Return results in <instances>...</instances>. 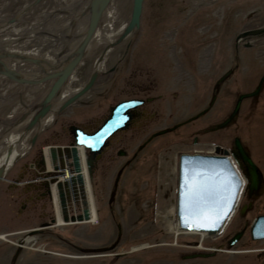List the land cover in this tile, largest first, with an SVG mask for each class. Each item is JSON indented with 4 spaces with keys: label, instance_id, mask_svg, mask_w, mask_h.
Masks as SVG:
<instances>
[{
    "label": "rangeland",
    "instance_id": "1",
    "mask_svg": "<svg viewBox=\"0 0 264 264\" xmlns=\"http://www.w3.org/2000/svg\"><path fill=\"white\" fill-rule=\"evenodd\" d=\"M44 1L34 11L27 10L16 28L49 26L51 30H38L43 37L62 27L86 33L88 24L84 19L77 20L78 7L76 12H71L78 0ZM15 2L24 5L26 0H0L4 19L13 17L11 14L18 7H12ZM108 10L111 18L105 16L99 21L98 33L107 32V23L109 26L111 21V28L117 31L112 37H117L118 42L110 46L106 40L90 46L83 60L69 73L72 76L61 83L53 97L44 95L53 79L41 86L13 81L2 76L9 63L0 65L3 71L0 98L91 99L87 104L67 109L57 124L46 127L32 151L15 162L9 177H15L22 164L33 161L42 145H64L71 141L63 128L72 120L94 125L120 99L156 98L149 105L153 115L139 120L140 124L136 122L135 130H126L117 137L124 138L122 146L135 155L122 170L115 191L122 159L104 167L92 183L97 220L63 223L39 234L28 244L33 250L25 249L18 264H45L50 260L53 264H221L220 260L226 264H264V256H258L264 240L253 243L248 233L237 245H244V253L219 252L217 257L203 261L183 259L195 250L196 243L202 242L207 249L213 242L221 241L223 233L214 239L186 233L176 238L170 231L171 218L167 214L175 204L174 184L180 153L211 148L202 144L192 148L189 135L195 138L202 125L221 118L233 98H257L251 92L264 74V37H255L250 44L248 39L256 28H264V0H144L135 21L133 0H113ZM17 45L21 51L23 48ZM262 86L261 105L264 104ZM210 98L217 100L209 115L198 117L194 123L187 122L204 109ZM248 108L251 106L246 104L238 120L241 131L234 135L242 138L264 171V144H261L263 148L260 145L264 112L263 109L260 113L247 111ZM214 136H199V140L203 143ZM16 193L7 191L6 185L0 183V234L14 241L24 229L29 231L50 224L55 213L54 202L52 205L50 200H45L37 201L27 208L30 212L19 215L20 196ZM258 206L250 214L264 213ZM173 218L176 221L175 214ZM5 241L0 239V264H8L14 250ZM41 246L52 254L34 250ZM91 249L100 251L87 253Z\"/></svg>",
    "mask_w": 264,
    "mask_h": 264
},
{
    "label": "bare ground",
    "instance_id": "2",
    "mask_svg": "<svg viewBox=\"0 0 264 264\" xmlns=\"http://www.w3.org/2000/svg\"><path fill=\"white\" fill-rule=\"evenodd\" d=\"M12 1V0H11ZM113 0H78V2H75L74 9L71 10V12H76L77 7H78V12L79 15L77 16V20H83L86 22L87 25V31L86 33L84 32H76L72 31L68 27H62L58 30L47 32L45 36H40L38 33V30H51L49 26H43L40 25L38 28L36 27H19L17 29L16 25L19 24L21 17L27 10L29 11H34L35 8L37 7L38 3H45L43 0H26V3L23 5H19V2H15L12 7H16L18 5L17 10L11 14L13 17L9 19H4L2 10L0 11V65L9 63V69L6 70V73H3V71L0 70V73H3L7 78H10L13 81H19V82H25V83H30L36 86H41L42 84H45L48 80H54L52 82L50 89L47 90V94L45 93L44 95H49L53 93V85L55 88V92H57V88L62 83L63 81L67 80V78H70L72 75H69L71 70L75 67V65L79 62L82 61L81 58L86 56V52H88L89 47L92 48L93 45L100 44L101 42H108V45H114L118 42L119 39H113L112 35L117 32L114 31L113 28H111V21L108 26L107 23V32L106 31H101V34L98 33V28H99V21L103 19V17L107 16L108 19L111 18V11H107L108 5L112 3ZM144 0H133V7H142ZM7 4V3H6ZM85 4V5H84ZM23 7V9H22ZM141 10V9H140ZM75 16V15H74ZM74 16H71L74 18ZM54 21L57 22V18H54ZM53 22V19H52ZM83 22V23H84ZM51 23V21L49 22ZM48 23V24H49ZM82 23V24H83ZM48 27V28H45ZM100 29V28H99ZM91 30V31H90ZM253 29H251L252 32ZM32 31V32H29ZM128 32H132L131 30L129 31L127 28ZM253 35H251L248 39V43H252L256 38L264 37V29L263 28H256L255 31H253ZM41 33V31H40ZM84 33V34H82ZM95 33V34H94ZM248 33V32H247ZM259 33V34H258ZM128 36V35H126ZM95 39V40H94ZM17 43L22 47L23 49L18 48L19 46ZM92 44V45H91ZM248 46V45H247ZM24 48H26L24 51ZM23 51V52H22ZM37 69V70H36ZM262 75V74H261ZM6 78V79H7ZM264 76H261L260 79L257 81V87L255 86V90L251 92V94L257 96V94L261 93V85L264 84ZM28 81V82H27ZM37 81V82H35ZM35 82V83H34ZM59 84V85H58ZM43 95V96H44ZM261 95V94H260ZM45 98V97H44ZM65 98H59V101L56 103H53V99L49 100L46 103V107L42 111L44 114L39 115L38 111L35 110V103H29L21 98H0V113L2 117L0 116V181H7L6 179V173L9 169H11L14 165V158L17 155H23L28 149L26 145V138H28L31 135V131L29 130L33 125L32 133L33 131L38 128L44 130L46 127L50 126L53 124V119L58 118L60 115L64 116V112L67 109V105L65 106L61 105L63 104ZM234 98L235 101H238L237 104L240 107H244L246 104L250 105L251 108L250 110H256V104L252 98ZM36 100H38L36 98ZM239 108V111L233 110V114L237 115V113L242 112L241 109ZM55 110L54 115L52 114V110ZM141 111V110H140ZM145 112L147 111L146 109L144 110ZM139 113V111L136 113V121L141 123L139 120H143L142 117L145 116V112ZM232 111V110H231ZM148 112V111H147ZM135 118V117H134ZM72 125H66L65 131L70 133L72 136L73 140V131H72ZM14 128V133L10 132L11 129ZM126 128H124L121 131H125ZM37 130V129H36ZM127 130V129H126ZM25 132L27 133L25 135ZM28 135V136H27ZM5 136V137H4ZM115 136V133L112 134L105 142L107 144L110 143V141L113 139ZM20 137V138H19ZM101 138L103 139L102 135ZM76 139V137H75ZM86 139H80L74 140L73 142L69 141L67 144H64L63 146H67L68 150H64V153L69 154L67 158L71 157L73 154V151L80 156V161H81V171L83 173V178L84 181H81L79 183V186L83 184V195L85 196V200L87 202V208L89 209L90 212V222H94L97 220L98 217V211L95 207V202H94V197H93V191H92V179L93 177L90 176L89 171L92 172V169L90 168V163H87V166L84 164V152H86V147H83L84 141ZM260 141H262L264 144V135L260 137ZM241 143L242 138H241ZM4 145V146H3ZM61 145V144H59ZM62 146V145H61ZM107 146V145H106ZM244 148V143L242 145ZM215 148V147H214ZM247 151V150H246ZM88 155L92 156L93 160L97 159L99 155L95 154V151L93 149L88 150ZM44 157L46 165L45 169L40 167L38 171H33L23 168L22 173L26 176L27 174L33 172L32 175L34 176L33 178H29L27 180H24L25 178L20 175V177L17 180H14V184H10V188L12 191H21L24 192V188L27 186L29 187L30 185L40 183L39 179L43 178V180H48L49 182L46 183L48 187L50 186V180H51V175H52V167L53 165L49 163L48 158V149L44 151ZM190 163V166H194L195 164H191V160H188ZM241 167L243 168L244 172L249 175V177L252 179V173L254 175H259V178L262 177V174L259 171H257L256 165L258 163L254 160L251 164L246 161V164H240ZM189 167V166H188ZM189 167V168H191ZM195 175V171L189 169V174ZM195 173V174H194ZM53 174L57 175L60 181L65 182L63 184L64 189L67 191V195L70 194L71 192V198L75 197L74 193L72 192V184L70 183V178L72 176H75L74 169L71 167L70 163L65 161V166L64 168H56V170H53ZM42 175L46 177H41ZM5 176V177H4ZM92 178V179H91ZM118 178V176H117ZM67 181V183H66ZM195 183L192 184H197L199 183L201 185V181L198 179L197 176H195V179L193 180ZM208 182V180H205ZM223 179H221V182ZM31 182V183H30ZM206 182H202V186L206 184ZM220 182V181H219ZM247 182V181H246ZM3 183V182H2ZM41 184V183H40ZM256 184V182H255ZM219 185V183H218ZM20 187L22 189H17L16 187ZM45 186V187H47ZM248 188L251 186V184L246 185ZM53 187V197L56 203V214L58 215L60 219V211H59V197L57 193L54 190ZM260 192H263L264 190V185L261 184L259 187ZM69 192V193H68ZM16 193V194H17ZM76 194H80L75 192ZM257 192H254L253 194H256ZM174 200V198H173ZM176 201H178L177 198H175ZM264 204V197H262L261 200ZM260 200L255 201V205L251 204V208L255 210L256 205ZM19 204V201H18ZM19 209H21V203L18 205ZM23 207V206H22ZM249 208V207H248ZM247 207H243L241 209V214H244L247 210L250 212L252 209H248ZM192 209H195L193 207ZM175 207L173 205L172 210L168 212V218H173V213L175 212ZM196 211H199V209H196ZM26 211L23 210L21 212H18L19 215L23 216V214ZM187 217V214H186ZM251 218V219H250ZM174 219V218H173ZM169 224L170 231L178 238V235L181 233H186V234H199L202 238L206 237L207 234L204 231H197L196 233L193 232H188V231H182L179 228V225L175 221H171ZM236 220H233L235 222ZM260 218H257L255 220L254 215L251 213L249 215V220H247V223L242 225L241 223V228L247 230L245 231L250 232L255 228V225L260 224ZM233 229L231 230V234L227 238L221 239V243H224L222 248L224 252H229V253H235L236 251L239 252H245L246 249L243 248V246L238 245L239 240H242L243 238L237 239V235L244 234L245 232L238 226V224H232ZM195 228L197 226H194ZM224 227V226H223ZM223 227L220 228V231L224 229ZM20 239L29 242L32 238L29 237L31 234H29V231H26L24 229L20 233ZM28 235V236H26ZM33 235V234H32ZM23 236V238H22ZM2 239H7V236L5 235H0ZM230 239V240H229ZM229 240V241H228ZM178 241L176 240V246H178ZM234 245V246H233ZM203 244L202 242H198L197 245L194 246L195 249H203ZM218 245H211L206 249L207 252H212L214 249H218ZM229 249H228V248ZM238 248V249H235ZM221 264H226L223 263V260H220ZM230 263L232 260H229Z\"/></svg>",
    "mask_w": 264,
    "mask_h": 264
},
{
    "label": "snow or ice",
    "instance_id": "3",
    "mask_svg": "<svg viewBox=\"0 0 264 264\" xmlns=\"http://www.w3.org/2000/svg\"><path fill=\"white\" fill-rule=\"evenodd\" d=\"M224 182L222 181L221 184ZM186 187H188V192L186 194V199L188 201L189 208L200 209V219L208 222L218 219L217 215L218 208L215 206L214 197L216 194V186H202L197 184H188L186 182ZM200 226H204L202 223Z\"/></svg>",
    "mask_w": 264,
    "mask_h": 264
},
{
    "label": "flooded vegetation",
    "instance_id": "4",
    "mask_svg": "<svg viewBox=\"0 0 264 264\" xmlns=\"http://www.w3.org/2000/svg\"><path fill=\"white\" fill-rule=\"evenodd\" d=\"M257 85V84H256ZM263 85V84H262ZM261 85V86H262ZM255 87V86H254ZM253 87V88H254ZM257 87V86H256ZM261 89H263V86L261 87ZM261 93H259V94H257V98H259V95H260ZM234 127V125H232V126H229V127H226V128H224V129H220L219 131H217L216 133L218 134V135H216L213 139H220V140H225V139H228L229 137H231L232 136V134H233V128ZM201 128H203V127H201ZM200 128V129H201ZM236 129H239V127L238 126H236ZM239 131H240V129H239ZM206 146H209L208 144H205ZM33 202L34 203H36L37 202V200L36 199H33ZM237 224V223H236ZM238 226H240V224H238Z\"/></svg>",
    "mask_w": 264,
    "mask_h": 264
},
{
    "label": "water",
    "instance_id": "5",
    "mask_svg": "<svg viewBox=\"0 0 264 264\" xmlns=\"http://www.w3.org/2000/svg\"><path fill=\"white\" fill-rule=\"evenodd\" d=\"M140 9H141V7H136V6H134V10H133V20L135 21V19L137 20V17L139 16V12H140ZM133 20L131 21V22H133ZM91 31V30H90ZM59 85V84H58ZM56 88H57V86H56ZM55 91V88H54V90H53V92ZM51 96H53V93L52 94H50V97ZM51 98H46V102H48L49 100H50ZM42 111H45L44 110V108L42 109ZM41 111V115H43L44 113ZM248 161H250L249 159H248ZM76 167L78 168V165L76 164ZM78 170V169H77ZM252 178H253V183L255 184V182H256V179H255V176H254V174L252 173ZM208 231L209 232H213L214 230L213 229H208Z\"/></svg>",
    "mask_w": 264,
    "mask_h": 264
}]
</instances>
